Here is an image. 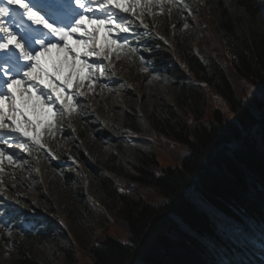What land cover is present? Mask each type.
<instances>
[{"label": "trees", "instance_id": "1", "mask_svg": "<svg viewBox=\"0 0 264 264\" xmlns=\"http://www.w3.org/2000/svg\"><path fill=\"white\" fill-rule=\"evenodd\" d=\"M185 3L191 7L192 0ZM201 11L205 29L197 44L199 55L188 56L181 46V33L190 26L187 12L180 14L170 5L161 38L134 23L141 34L138 49L176 78L174 105L156 103L146 115L131 105L122 122L130 142L112 137L115 151L107 160L88 155L84 145L78 162L89 173V188L77 173L82 169L79 163L77 170L65 167V188L76 190L78 199V211H67L74 239L50 218L42 237L55 236V252H62L67 260L75 256L80 264L79 254L85 252L95 264H235L243 256L241 234L247 235L254 250L243 257L244 264H259L262 259L264 0H203ZM239 81L251 82L254 93L247 94ZM209 85L228 99L232 114L213 110L215 119L205 123L202 118L206 120L211 110ZM80 136L86 144V134ZM150 145L151 158L145 152ZM123 146L131 152L127 159L120 156ZM181 149L185 155H180ZM36 150L42 163L61 169V163L51 158L54 152L37 146ZM171 150L176 152V165L164 167L160 157L173 158ZM108 173L123 177V182L116 184ZM133 180L151 184L144 187L162 198L137 199V189L127 188ZM90 197L116 215L112 225L86 247L88 238L81 227L93 206ZM9 208L0 219L14 223ZM115 225L128 232L127 243L110 234ZM27 236L41 239L31 232ZM14 261L41 264L34 247L24 244H19Z\"/></svg>", "mask_w": 264, "mask_h": 264}, {"label": "rangeland", "instance_id": "2", "mask_svg": "<svg viewBox=\"0 0 264 264\" xmlns=\"http://www.w3.org/2000/svg\"><path fill=\"white\" fill-rule=\"evenodd\" d=\"M91 2L94 6L99 4V0H91ZM202 5L203 0H192L190 8L193 14L189 16V30L186 33H181L183 35L181 46L188 56L200 54L197 44L205 29L201 13ZM140 11L141 9L137 8L138 15ZM143 11L144 15L139 19L133 18L134 23L137 22L142 26L146 33H154L155 36L161 37L166 18L168 20L169 17L170 5L165 4L160 7L153 0V6L145 8ZM145 13H148L147 17H145ZM115 14L130 15V13H120L118 10ZM141 19L143 20L142 24L140 23ZM73 39L76 37L74 36ZM130 45V42L125 44L119 53L113 54L111 61L104 62L106 74L103 77H99V73L95 74L99 78L91 92L88 91L89 86L86 83L83 89L84 95L77 96V99L83 103L77 105L75 113L71 116L58 114L57 127L53 133L49 134L46 130L42 132L43 148L49 149L51 153L54 152L55 159L62 165L61 169L54 168L51 162L42 163L37 155L36 146H32L30 155L27 152L23 153L27 163L17 160V163L9 165L5 162L2 166L4 171L0 172V193H2L0 209L4 210L3 215L6 216V209L12 206L8 211L15 222L10 223L8 218H4L6 219L4 222L0 219V225H7L12 231V234L8 235L5 227H0V264H16L14 259L19 244L34 247L36 257L41 264H77L75 256L71 260H67L62 252H55L58 248L55 236L48 240L42 237L47 235L46 218H50L56 221L61 229L68 231L70 240L74 239V228H72L71 220L67 218V211L70 209L78 211V199L76 190L71 193L68 188H65L67 182L65 167H67V171L77 170L76 165L79 163L84 173L81 172L82 169L77 170V173L89 188V173L78 162L80 150L84 145L88 155L107 160L110 154L115 151L112 137L118 138L124 143L130 142L122 122L131 105L135 106L141 115L150 114L156 103L158 105H174V96L177 91L176 78L165 69L158 68L152 60L144 56L140 49L131 51ZM239 84L246 87L247 94L254 93L251 82L241 83L239 81ZM72 91L77 92L78 89L74 86ZM209 92L211 95L210 115L206 120L202 118V122L208 123L211 119H215L213 110L232 114L228 99L219 89L209 85ZM107 132L109 135L106 134ZM84 133L88 140L86 144L80 136ZM146 148L145 152L151 158L153 155L152 146ZM11 151L12 149H9V152ZM16 151L19 152V149ZM171 153L173 158L168 155L165 158L160 157L164 167L176 165V152L171 150ZM185 154L186 152L181 149L180 155ZM129 155H131L129 148L123 146L120 156L127 159ZM64 157L66 158L63 159ZM132 157L133 160H136V156ZM108 175L116 184L123 182V177H116L110 173ZM144 186L152 185L133 180L127 188L137 189L140 195L137 199L149 200L153 197L159 200L162 198V195L157 191L148 190ZM18 201L19 203H17ZM90 202L93 206L86 217V222H83L84 226L81 227V230L87 234L86 247L92 246L97 236L112 225L116 215V211L108 210L102 205L101 200L90 197ZM200 206L207 211L210 210L206 203H202ZM64 225L66 226L64 227ZM27 232H31L33 237L40 236L41 239H30ZM110 234L122 242H128V232L123 233L117 225L114 226ZM5 240L8 242L6 243ZM79 260L80 264H95L92 255L85 252H80Z\"/></svg>", "mask_w": 264, "mask_h": 264}, {"label": "snow or ice", "instance_id": "3", "mask_svg": "<svg viewBox=\"0 0 264 264\" xmlns=\"http://www.w3.org/2000/svg\"><path fill=\"white\" fill-rule=\"evenodd\" d=\"M155 2L160 7L171 5L180 14H193L185 0ZM152 6L153 0H99L98 6L91 0L0 2V172L5 162L27 163L23 153L30 155L32 146L43 149L42 132L53 133L58 114L76 112L83 103L77 96L84 95L86 83L91 92L98 78L105 76L104 62L129 42L131 51L139 48L136 41L141 34L132 27L133 18L139 19ZM116 10L130 15H116ZM74 86L77 92L72 91ZM0 227L12 234L7 225ZM260 240L259 264H264V229ZM239 243L243 256L235 264H244L243 257L254 250L245 234Z\"/></svg>", "mask_w": 264, "mask_h": 264}, {"label": "bare ground", "instance_id": "4", "mask_svg": "<svg viewBox=\"0 0 264 264\" xmlns=\"http://www.w3.org/2000/svg\"><path fill=\"white\" fill-rule=\"evenodd\" d=\"M3 1V0H2ZM9 7H11V6H9ZM28 23H30V22H28Z\"/></svg>", "mask_w": 264, "mask_h": 264}, {"label": "water", "instance_id": "5", "mask_svg": "<svg viewBox=\"0 0 264 264\" xmlns=\"http://www.w3.org/2000/svg\"><path fill=\"white\" fill-rule=\"evenodd\" d=\"M177 199H178V198H176V200H177ZM176 200H175V201H176Z\"/></svg>", "mask_w": 264, "mask_h": 264}]
</instances>
